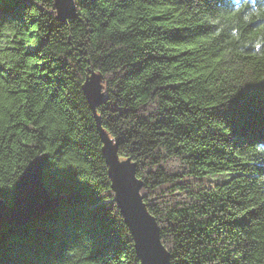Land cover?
Masks as SVG:
<instances>
[{
  "label": "trees",
  "instance_id": "16d2710c",
  "mask_svg": "<svg viewBox=\"0 0 264 264\" xmlns=\"http://www.w3.org/2000/svg\"><path fill=\"white\" fill-rule=\"evenodd\" d=\"M0 0V198L47 153L53 209L0 264H139L94 114L135 163L171 264H264V0Z\"/></svg>",
  "mask_w": 264,
  "mask_h": 264
},
{
  "label": "water",
  "instance_id": "95a60500",
  "mask_svg": "<svg viewBox=\"0 0 264 264\" xmlns=\"http://www.w3.org/2000/svg\"><path fill=\"white\" fill-rule=\"evenodd\" d=\"M54 8L59 21L75 16L74 0H54ZM83 91L103 143L114 199L132 236L139 264H171L169 252L160 238L159 225L143 202L142 184L136 177L135 163L129 158L119 157L116 144L101 127L96 113V106L103 97L101 75L93 69H89ZM47 158V153H43L29 160L15 181L10 204L0 198V228L4 224L23 225L58 205L61 195L50 194L43 183Z\"/></svg>",
  "mask_w": 264,
  "mask_h": 264
}]
</instances>
